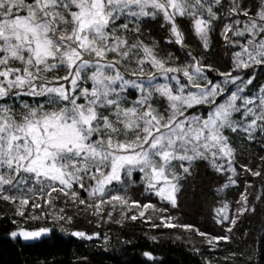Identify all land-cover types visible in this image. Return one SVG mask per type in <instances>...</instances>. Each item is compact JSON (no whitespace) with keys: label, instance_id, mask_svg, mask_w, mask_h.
Segmentation results:
<instances>
[{"label":"snow or ice","instance_id":"1","mask_svg":"<svg viewBox=\"0 0 264 264\" xmlns=\"http://www.w3.org/2000/svg\"><path fill=\"white\" fill-rule=\"evenodd\" d=\"M157 19L168 29L166 44L188 49L183 60L142 38V25ZM183 20L201 53L189 48ZM217 27L230 54L226 71L205 62ZM261 77L264 0H0V199L17 215L26 205L47 206L41 214L61 231L81 211L97 223L139 217L151 228L195 231L215 249L231 236H209L171 209L199 162L223 175L218 195L241 183L233 140L264 143ZM259 159L255 170L239 165L245 179L234 211L227 199L215 209L228 233L255 212L246 174L264 185V155ZM134 172L149 198L130 195L125 176ZM256 200L264 202V193ZM49 233L39 227L10 235L29 241ZM71 235L92 239L79 230ZM229 258L245 264L237 253Z\"/></svg>","mask_w":264,"mask_h":264},{"label":"trees","instance_id":"2","mask_svg":"<svg viewBox=\"0 0 264 264\" xmlns=\"http://www.w3.org/2000/svg\"><path fill=\"white\" fill-rule=\"evenodd\" d=\"M161 24V19L143 24L142 38L148 43L157 41L162 54L172 52L183 60L188 49L181 50L178 45L166 44L168 29L162 28ZM181 27L186 33L189 48L197 54L201 53L203 49L192 34L188 21H181ZM204 55L206 63L213 64L221 71L229 69L230 54L219 34V27L211 34V49ZM209 75L214 80L221 79L215 72H210ZM258 82L264 83V77ZM233 144L237 149L236 167L241 183L230 186L226 190L227 196L218 195L217 188L224 182L223 175L216 173L206 162H199L194 167L193 177L183 184L178 193L179 207L171 209L179 222L193 224L209 236H231L229 241L217 242L218 247L215 249L204 243V237L197 235L195 231L151 228L150 221L139 217L135 221L130 218L123 220L120 224L114 221L97 223L96 217L81 211L73 215L70 223L62 221L61 224L67 231H61L60 224L41 214L42 209L51 211L47 206L33 209L26 205L24 215H17L13 203L0 199V264H207L209 260L213 264H233L231 258L227 261L224 259L230 253H237V261L243 260L245 264H264V202L256 200L258 195L264 193L260 177L246 174L247 180L252 183L249 200L254 205L255 212L245 213L231 233L226 232L225 227L216 220L215 209L221 207L227 199L231 214L235 207L234 201L239 198V191L243 190L245 173L239 165L248 164L255 170L261 163L259 157L264 155V143L259 138L247 142L238 136ZM125 182L132 197L137 200L149 198L144 193L138 173L131 178L125 177ZM151 200L159 204L158 198L151 197ZM65 211L73 214L75 209L66 208ZM114 216L120 218L118 212ZM155 223L159 224L160 221L157 219ZM227 223L229 222H223ZM39 227L51 228L54 235L52 233L48 239L32 245H22L18 239L10 238L12 231L20 228L34 230ZM77 230L86 232L92 239L71 235L72 231ZM94 233L99 235H93ZM176 233L181 234L180 239L175 238ZM152 235L157 236L156 241L150 239ZM145 251L152 253L151 259L143 255ZM240 253L245 255L241 257Z\"/></svg>","mask_w":264,"mask_h":264},{"label":"water","instance_id":"3","mask_svg":"<svg viewBox=\"0 0 264 264\" xmlns=\"http://www.w3.org/2000/svg\"><path fill=\"white\" fill-rule=\"evenodd\" d=\"M51 234H52V233L45 234V236H44L43 238L38 239V240H29V241H26V240H24V239L21 238V237H17V239H19V241H20V243H21L22 245H32V244L38 243V242H40V241H42V240H46V239H48V238L51 236ZM74 237H75V236H74Z\"/></svg>","mask_w":264,"mask_h":264},{"label":"rangeland","instance_id":"4","mask_svg":"<svg viewBox=\"0 0 264 264\" xmlns=\"http://www.w3.org/2000/svg\"><path fill=\"white\" fill-rule=\"evenodd\" d=\"M138 172H134L133 174H132V176L134 175V174H137ZM131 176V177H132ZM126 178H131V177H127V176H125ZM138 178L140 179L141 178V174L140 173H138Z\"/></svg>","mask_w":264,"mask_h":264},{"label":"bare ground","instance_id":"5","mask_svg":"<svg viewBox=\"0 0 264 264\" xmlns=\"http://www.w3.org/2000/svg\"><path fill=\"white\" fill-rule=\"evenodd\" d=\"M26 230H27V229H26ZM10 238H11V239H14L13 237H11V235H10ZM16 239H17V238H16ZM18 240H19V239H18Z\"/></svg>","mask_w":264,"mask_h":264}]
</instances>
